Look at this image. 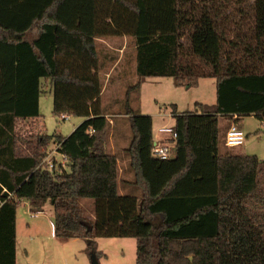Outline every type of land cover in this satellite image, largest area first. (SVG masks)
<instances>
[{"label":"trees","instance_id":"trees-1","mask_svg":"<svg viewBox=\"0 0 264 264\" xmlns=\"http://www.w3.org/2000/svg\"><path fill=\"white\" fill-rule=\"evenodd\" d=\"M123 36L133 39L139 80L186 89L215 81L214 105L171 111L166 159L153 154L151 118L127 110L139 204L118 192L100 102L96 40ZM42 79L53 114L84 121L18 148L16 120L38 118ZM244 116L264 122V0H0V264H16L21 201L32 214L49 202L54 237L84 240L96 260L95 239L131 238L134 264H264V161L219 150V119ZM51 144L67 169L43 164ZM80 199L94 200L93 221Z\"/></svg>","mask_w":264,"mask_h":264},{"label":"rangeland","instance_id":"rangeland-1","mask_svg":"<svg viewBox=\"0 0 264 264\" xmlns=\"http://www.w3.org/2000/svg\"><path fill=\"white\" fill-rule=\"evenodd\" d=\"M102 42L104 44L96 43L99 75L105 84L100 102L103 111L107 114L109 134H114L115 139H119V144H122L116 150V154L120 158H125L128 161L125 150L130 142L131 132L127 120L128 115H126L127 110L136 115L149 116L152 120L153 132L161 137L166 135L157 131V128L162 125L172 127L173 120L169 115L172 110L176 112L191 111L194 109L195 102L211 104L215 101L212 79H204L200 81L198 87L189 89L177 87L172 78L139 80L136 74V50L131 44L133 39L112 37L105 38ZM120 44L125 46L121 53L112 51ZM106 45L112 50L108 51ZM104 51L113 56L112 61L105 56L106 52ZM117 59V63L112 67L113 62ZM105 74H108L107 78H105ZM44 81L49 83L45 79H42L40 83L38 118L29 119L27 122L26 120H16L15 135L19 139L18 148L25 146L28 139L42 133L49 136L66 137L80 124L79 117L68 115L67 120H60L58 115L53 114L52 93ZM138 82L140 83L137 86ZM126 94L129 95L128 101H126ZM224 123L219 119L221 136L224 131ZM236 126L245 135L243 145L226 148L220 139V153L254 155L264 161V122L254 116H244ZM132 180L133 174L127 165L126 174L120 178L119 193L134 196L139 204L141 193L139 189L129 184ZM122 181L125 182V185L122 184ZM26 203V201H21L16 209V264H91L85 251L84 240L55 239L53 236V210L49 202L36 215L30 214ZM77 203L82 216L90 222L93 221L94 200L80 199ZM95 242L99 253L98 264L135 263L136 244L134 239L97 238Z\"/></svg>","mask_w":264,"mask_h":264},{"label":"crops","instance_id":"crops-1","mask_svg":"<svg viewBox=\"0 0 264 264\" xmlns=\"http://www.w3.org/2000/svg\"><path fill=\"white\" fill-rule=\"evenodd\" d=\"M110 38H112V37H110ZM114 38H129V37H125V36H123V37H114ZM105 39V38H104ZM102 40L103 39H97L96 40V43L98 42V43H100L101 42V44H104V42H102ZM131 44L133 45V47H135L134 46V43L133 42H131ZM105 46V45H104ZM106 49L108 50V51H111L112 50V48H110L108 45H106ZM113 47H115V46H113ZM125 46H122L121 44L118 46V47H116V48H113V50L112 51H114V52H118V53H121L122 52V50H123V48H124ZM104 52H106V54H105V56L110 60V61H112L113 60V56H111L110 55V53L109 52H107V51H104ZM116 52V53H117ZM117 61H118V59L117 60H115V62H113V65H112V67H114L115 66V64L117 63ZM111 67V68H112ZM108 77V74H105V78H107ZM202 80H204V79H200L199 80V82H198V86H199V83H200V81H202ZM213 80V79H212ZM105 81V80H104ZM45 82V81H44ZM40 83H41V80H40ZM102 83H103V81H102ZM45 85H48L49 86V88H50V90H51V93H52V88H51V85H50V83H47V81L45 82ZM197 86V87H198ZM212 86L214 87V90H215V81L213 80V82H212ZM104 88H105V84H103V88H102V92H101V95H100V100H101V96H102V94H103V92H104ZM215 101H216V92H215ZM215 101L213 102V103H211V104H206V103H201V102H195L194 103V105L196 104V103H198V104H204V105H214L215 104ZM39 109H40V100H39ZM194 110V109H193ZM193 110H191V111H193ZM191 112L190 110H185V111H178L179 113H181V112ZM103 115H104V117L106 118V120H107V114L103 111ZM169 115H171V113L169 114ZM235 118V117H234ZM35 119H37V118H35ZM81 119V121L79 122V123H82L83 121H84V119H82V118H80ZM29 120V119H28ZM173 120V119H172ZM220 120H223L225 123H224V131H223V135H222V141H223V138L225 137L224 135H225V132H226V130L228 129V127L231 125V124H234L233 123V121L231 120H225V119H220ZM26 122H27V120H26ZM173 124H174V121H173ZM173 124H172V126H173ZM162 127H166V126H164V125H162V126H158V128H157V131L160 129V128H162ZM43 130V129H42ZM74 130V129H73ZM72 130V131H73ZM44 132V131H43ZM152 133H153V139H154V141H155V144H154V146L155 145H157V146H165V145H169L168 144V140L170 139L168 136H157L158 134H155V132H153V128H152ZM42 134H44V133H42ZM41 134V135H42ZM119 142H120V140L119 139H115V136H114V134H109V136H108V139H107V142H106V144H105V149H106V152L108 153V154H111V155H113V156H115L116 158H117V164H118V169H119V178H118V181L120 182V178H123V176L126 174V169H127V165H128V162H129V158H128V161H126V159L125 158H120L117 154H116V150H117V147H119L120 145H122V144H119ZM125 143V142H124ZM123 143V144H124ZM223 144H224V146H225V143L223 142ZM129 145V144H128ZM51 147L52 148H54V144H51ZM50 147V148H51ZM226 147V146H225ZM49 148V149H50ZM51 148V149H52ZM227 148V147H226ZM48 149V150H49ZM127 149V148H126ZM234 155V154H233ZM235 155H245V154H235ZM128 157V156H127ZM56 158H57V156H56ZM125 182H123L122 181V184H124ZM130 183V182H129ZM127 184V183H126ZM125 185V184H124ZM118 192H120L119 191V185H118ZM120 195H123L122 193H119ZM27 204V210L28 211H30L29 210V205H28V203H26ZM31 215H36V214H32V213H30ZM53 236H54V227H53ZM55 239H57V238H55ZM72 241H76V240H78V239H71Z\"/></svg>","mask_w":264,"mask_h":264},{"label":"built area","instance_id":"built-area-1","mask_svg":"<svg viewBox=\"0 0 264 264\" xmlns=\"http://www.w3.org/2000/svg\"><path fill=\"white\" fill-rule=\"evenodd\" d=\"M69 116L60 115V120H67ZM160 133L165 134L169 138H174L175 133L171 127H162L158 130ZM245 135L244 133L237 128L236 124H231L225 132L224 142L227 148H236L241 147L244 143ZM170 146H154L153 154L158 156L161 159H166L168 157V150ZM57 156V158H56ZM43 164L50 171H61L62 169H67L68 159L65 155L57 152V146L54 145V148L47 150V156L43 161Z\"/></svg>","mask_w":264,"mask_h":264},{"label":"water","instance_id":"water-1","mask_svg":"<svg viewBox=\"0 0 264 264\" xmlns=\"http://www.w3.org/2000/svg\"><path fill=\"white\" fill-rule=\"evenodd\" d=\"M91 264H98V261L95 259V257H91Z\"/></svg>","mask_w":264,"mask_h":264}]
</instances>
